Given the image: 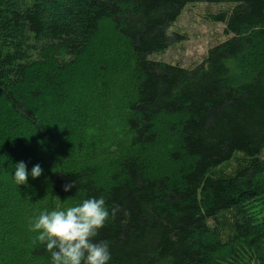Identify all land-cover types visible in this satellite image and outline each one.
<instances>
[{
    "label": "trees",
    "instance_id": "trees-1",
    "mask_svg": "<svg viewBox=\"0 0 264 264\" xmlns=\"http://www.w3.org/2000/svg\"><path fill=\"white\" fill-rule=\"evenodd\" d=\"M200 2L227 39L150 59ZM101 196L108 264H264V0H0V264H52L31 222Z\"/></svg>",
    "mask_w": 264,
    "mask_h": 264
},
{
    "label": "clouds",
    "instance_id": "clouds-1",
    "mask_svg": "<svg viewBox=\"0 0 264 264\" xmlns=\"http://www.w3.org/2000/svg\"><path fill=\"white\" fill-rule=\"evenodd\" d=\"M42 172V167L36 164L31 169V176L38 178ZM28 175L24 162L15 165L13 179L16 184H25ZM75 186V181L69 182L63 190L68 192ZM120 211L119 205L109 210L103 196L92 197L63 210L41 212L31 222L30 229L39 233L34 243L39 241L46 245L52 264H108L111 259L109 243L95 241V238L109 217L115 219Z\"/></svg>",
    "mask_w": 264,
    "mask_h": 264
},
{
    "label": "rangeland",
    "instance_id": "rangeland-1",
    "mask_svg": "<svg viewBox=\"0 0 264 264\" xmlns=\"http://www.w3.org/2000/svg\"><path fill=\"white\" fill-rule=\"evenodd\" d=\"M226 7V4L205 2L188 5L168 29L169 35L178 34L184 38L174 41L167 50L153 54L150 59L185 68L200 62L212 46L227 39L225 24L207 19L210 11Z\"/></svg>",
    "mask_w": 264,
    "mask_h": 264
}]
</instances>
